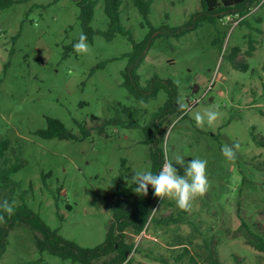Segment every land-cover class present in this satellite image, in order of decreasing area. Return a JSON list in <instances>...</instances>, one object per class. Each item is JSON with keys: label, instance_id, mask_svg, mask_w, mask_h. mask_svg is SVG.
I'll use <instances>...</instances> for the list:
<instances>
[{"label": "rangeland", "instance_id": "rangeland-1", "mask_svg": "<svg viewBox=\"0 0 264 264\" xmlns=\"http://www.w3.org/2000/svg\"><path fill=\"white\" fill-rule=\"evenodd\" d=\"M15 1L0 11V138L10 142L9 162L18 154L23 163L13 182L25 191L28 207L59 237L93 249L104 242L112 222V180L129 169L124 184L129 186L134 171H152L141 130L109 126L99 134L97 128L116 115L118 105L137 110L133 123L145 124L166 94L160 91L143 102L122 87L124 56L131 52L124 36L106 41L94 35L87 41L88 52L70 49L82 33L75 0ZM150 1L149 22L157 31L137 70L139 83L145 88L157 76L175 85L184 112L163 123L160 148L165 161L174 162L176 155L186 163L207 160L209 191L194 199L183 222L175 225L154 223L179 213L175 200L154 202L145 230L135 235L127 229L134 244L132 264H161L157 260L162 257L169 264H264V254L247 243L248 230L264 237V148L252 141L253 136L264 139V0L241 24L242 18L225 15L178 39L162 35L167 32L162 28L189 23L199 2ZM120 10L123 27L135 42L143 41L149 28L141 25L135 7L125 2ZM89 26L106 29L102 0ZM208 110L218 112V118L210 126L206 121L198 125L195 114ZM46 118L76 135L74 121L85 122L91 134L83 141L42 139L35 131L46 128ZM234 143L240 149L230 161L221 148ZM173 166L184 174L182 166ZM10 187L0 189V202L17 205V187ZM37 238L26 227L9 230L0 264H71L39 253ZM184 249L187 255L175 262Z\"/></svg>", "mask_w": 264, "mask_h": 264}, {"label": "trees", "instance_id": "trees-1", "mask_svg": "<svg viewBox=\"0 0 264 264\" xmlns=\"http://www.w3.org/2000/svg\"><path fill=\"white\" fill-rule=\"evenodd\" d=\"M100 0H75L79 9V21L82 33L87 36V41H91L94 35L103 37L106 41H111L115 36L120 35L128 39L131 44V52L124 57L128 59L126 68L121 72L122 87L136 100L147 102L155 99L160 91L166 94V100L162 106L158 107L149 116L145 124L133 123L137 118L138 111L131 110L118 105L116 115L108 120H104L97 128L99 134H102L104 129L109 126H120L128 129H139L144 136V144L149 146V156L152 163V173H158L164 164V154L160 148L158 135L162 130L163 123L168 116L181 114L184 110L179 106L175 85L168 80L159 79L153 76L145 88H142L139 83L137 70L143 62L146 47L150 37L157 31L149 22L150 0H102L103 12L107 18V27L105 30H93L89 26L94 14V9ZM200 5V10L195 12L189 23L183 26L170 29L162 28L167 32L162 33L167 37L180 38L188 31L196 28L202 23L213 24L216 18L225 15L242 18L239 24L243 23L245 16L248 15L254 6L260 3V0H197ZM125 2H130L141 16L142 23L149 28V33L143 41L135 42L131 33L126 30L121 23V6L125 7ZM15 0H0V11L9 8ZM158 37L161 36L159 33ZM70 49H73V45ZM250 49H253L250 41ZM230 56L232 61L233 56ZM250 53V52H249ZM236 65V69H245V66ZM78 129V135L71 133L58 120L46 118V128L36 130L35 134L42 139L51 140H69L83 141L91 134V129L86 127L85 122L74 121ZM252 141L259 147L264 148V139H256L252 137ZM10 142L8 139L0 138V189L8 190L17 187L18 198L20 202L14 206V214L11 216L4 213L6 223H0V257L4 251L5 239L9 230L15 227H26L31 232L37 233L39 238L36 239V247L39 253L46 252L52 256L62 260H67L71 264H132L133 260L130 257L134 251V244L129 242L126 233L127 229H132L133 234L138 235L143 230L151 214V205L160 200L154 196L152 187L149 185L146 196L137 194L135 185L125 186L127 173L129 169H125L119 176L112 180L110 189L113 194L114 212L112 222L107 231L105 240L102 244L93 249L82 248L77 244L65 240L58 235L57 230H51L41 218L34 213L27 205L25 199V191L19 190L17 184L13 182V175L18 173L23 167L20 156L15 155L13 162H9L6 158V153L9 150ZM9 162V163H8ZM60 192V190H58ZM138 195L137 199L134 198ZM186 211L179 210L175 216L169 215L165 218L155 219L154 223L158 226H170L183 222V215ZM153 221V218L150 219ZM249 239L248 245L253 250L264 254V237L255 234L248 230ZM187 250L184 249L181 254L176 256L175 262H180L187 255ZM161 264H169L166 260L159 258L157 260ZM211 264H218L213 260Z\"/></svg>", "mask_w": 264, "mask_h": 264}, {"label": "clouds", "instance_id": "clouds-1", "mask_svg": "<svg viewBox=\"0 0 264 264\" xmlns=\"http://www.w3.org/2000/svg\"><path fill=\"white\" fill-rule=\"evenodd\" d=\"M73 51L77 54L89 51L87 36L80 34L77 42L73 44ZM178 83V82H177ZM218 118V112L208 110L205 113H196L194 119L198 125H203L205 121L210 126ZM240 149L239 143L224 145L221 148L222 155L230 161L236 159L237 151ZM183 167L184 174L179 175L173 164ZM207 160L192 159L185 162L181 155H176L173 160H166L158 173L151 171H134L131 181L136 186L135 192L146 196L149 185L152 187L154 196L157 198L170 197L175 200L177 207L182 211L191 209V202L197 197L204 196L209 191V180L207 177ZM13 203L8 200L0 202V223H6L4 213L11 216L14 214Z\"/></svg>", "mask_w": 264, "mask_h": 264}]
</instances>
